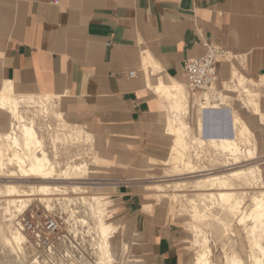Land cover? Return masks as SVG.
<instances>
[{
    "label": "crops",
    "instance_id": "1",
    "mask_svg": "<svg viewBox=\"0 0 264 264\" xmlns=\"http://www.w3.org/2000/svg\"><path fill=\"white\" fill-rule=\"evenodd\" d=\"M208 43L226 51L217 61L218 81L199 94L187 86L174 113L175 99L157 86L187 82L184 62L204 55ZM262 76L264 0H0V90L10 84L17 94L54 97L95 138L96 179L126 226L132 256L144 264H184L170 207L148 197V179L177 157L167 118L190 126L192 143L200 137L211 144L209 136L226 132L235 138L231 112L240 115L228 99L245 91L232 82L243 77L264 95ZM207 93L229 107H204L203 115L199 108L200 120L212 117L203 132L197 121L199 136L181 115L195 102L206 104ZM259 101L261 114L252 112L264 126V97Z\"/></svg>",
    "mask_w": 264,
    "mask_h": 264
},
{
    "label": "rangeland",
    "instance_id": "2",
    "mask_svg": "<svg viewBox=\"0 0 264 264\" xmlns=\"http://www.w3.org/2000/svg\"><path fill=\"white\" fill-rule=\"evenodd\" d=\"M234 82H232V85L238 84L237 77ZM184 83L188 86L187 82ZM238 89L245 91V88L243 87H239ZM207 90L208 88L202 90L193 89L192 91L199 94ZM246 95V92H242L240 96L238 95L229 98L228 101H230L229 103H231V105H233L238 111L240 115L238 117L247 122L249 125L248 127L251 128H249L250 132L248 134L251 141L248 143L241 142L242 144L240 143V146L243 150L253 149L254 159L234 164L236 161L238 162L239 159L236 160L233 152L229 150L224 151L212 144H202L199 140L194 141L195 143H192L189 140V148L184 154H181L180 156L179 153L178 155L176 154L178 158L175 157L171 159L169 163H165L163 169L155 171L147 181L152 184L150 188L151 192H149L150 195L148 197L155 198L170 207L169 212L171 220L179 229L184 239V264H186V262L193 264L192 260L195 259L200 252L207 253L206 257L210 261V264H227V255L236 252L237 255L241 256L244 264H254L250 257L252 253V236H250V233L248 234V231H246L247 229H245V226H250L252 221L249 219L247 220V223L240 224L238 219L232 217L227 209L222 206V202L218 198V193H215L214 197L209 196L210 190L217 191V188H215V190L211 189L207 185H200L197 181L207 176L227 174L230 171L249 167L251 165L253 166L256 163L261 164L260 166L264 167V126L258 121L257 116L253 114L252 109L255 108H250L247 106L246 102L243 103V99L248 98ZM262 97H264V95L261 96V99ZM36 99L38 102L34 104L30 103L29 105L25 102L21 103L19 110L28 121H34L35 127L39 136L42 138L43 145L45 146L44 149L48 153L52 162L56 163L58 172L67 169L68 165L71 164H87L95 171L98 164V147L96 146L95 138L83 126L74 124L71 121L68 115L63 111V107L59 101L55 100L54 103L51 102V104L53 103L52 105L49 103V108L47 109L46 107H43V104L41 103L43 99H41V97L38 96ZM261 105H264V102H262ZM199 107L200 103L195 102L191 109V113L188 114V112H183L184 114H182V118L192 126L193 131H196L198 135L200 132L197 130L196 124L200 119ZM252 107L254 106L252 105ZM0 112L6 111L0 110ZM215 114L217 116L221 114V111H215ZM256 114L260 115L259 113ZM6 115L2 114V119H0L1 126L5 121L7 122V120L10 124L15 122L11 117L7 118ZM231 119L233 124V118ZM3 130L4 128L2 127L0 131L1 134L4 133ZM7 140H3L0 137V151H2V155L13 154L14 150H18L17 152L19 155L25 154V146H23L20 141V145L16 147L15 143V145H13L11 141L9 142V140ZM243 154L244 155L242 156L244 158L248 157L246 156L248 155V152H244ZM238 155L240 156V153H237V156ZM3 158L5 159L6 165L0 167V188L5 189L4 184L12 182L18 184L21 189L29 192L31 186L38 184V180L35 177L19 179L21 176V174H19L21 172L19 171H21V169L18 165L17 159L14 161H8V157L4 156ZM9 172H14V175ZM95 179V173L90 174L89 177H85V180L54 179L51 183L64 186L66 190L53 191L52 195L43 196V198H45L44 200H39V198L42 197V194L35 191V193L30 196L32 200L28 202L27 207L24 210L26 211L25 214L29 216L34 212L38 218L45 213V205H48L50 201L64 198L73 199L79 198L80 196L82 199L88 201L87 197L90 196L91 201L93 202L92 197L95 195L99 196V194L102 193L101 195L105 199L104 202H106V220L118 225L117 230L112 234V241L114 244L113 252L116 260L109 262L106 259H103L98 225L95 222V219L98 217L95 215L93 207L89 204L90 202H88L85 206L80 208L81 213L85 214L86 219L89 220V223L84 226L85 235H82L80 239L81 247L85 249L87 255L82 258L80 264H136L135 261L137 258L132 256L130 244L124 238L126 226L124 227L122 223L116 219V209L113 206L114 204L110 202L108 197L109 194L106 190L99 187V189L102 190L97 193L98 188L94 187V182H97ZM234 181V185L228 188L232 189L234 196L243 195L245 197V206L250 204L251 195L262 188V184L260 183L256 184L258 187L255 185L252 186L254 187L252 188L245 183H242L240 180H233V182ZM162 186L165 188H162ZM74 187H77V190H74ZM10 198L11 197L6 193H0V264H22L21 261L16 260L17 257H15L14 250L11 245H9L11 243H6L4 239L6 235H9L12 229L17 230L15 219L20 215V213L17 212L18 208L10 202ZM49 206V208H51L50 204ZM222 207L224 209H222ZM195 210H199L201 214H205V216H203L202 219L201 217H194ZM12 217L14 219L9 221ZM95 223L97 229H95ZM23 234L25 235V238L27 237V241L30 240L29 233L27 234L24 232ZM205 239L207 241L206 245H204ZM262 242L264 244V239ZM118 243H120V253L117 249V246L119 245ZM29 244L30 243L27 242L28 246H30ZM27 245H25L26 260L28 259L29 261L32 255H29L30 253ZM124 245L126 248L127 245H129V252ZM122 247H124V249ZM35 251L31 254H35ZM41 256H43V254ZM40 258L42 261H45V258ZM21 260L24 262L23 256Z\"/></svg>",
    "mask_w": 264,
    "mask_h": 264
},
{
    "label": "bare ground",
    "instance_id": "3",
    "mask_svg": "<svg viewBox=\"0 0 264 264\" xmlns=\"http://www.w3.org/2000/svg\"><path fill=\"white\" fill-rule=\"evenodd\" d=\"M153 67H155V65ZM154 71L156 70L154 69ZM186 77H187V74H186ZM239 78H238L239 86L245 88V92L247 93L246 96H248V98H246L247 100H245L247 106L253 105L254 106L253 108H255L254 109L255 112L261 114L262 110H260L259 108L260 107L259 97H260V94H262V92L260 91L254 92L253 90L249 88L250 86L247 87L244 85L245 80L243 77L242 78L239 77ZM187 84H189L188 77H187ZM158 85H159L157 86L158 92L164 93L166 97L169 99L170 98L175 99L174 101L175 105L171 107V111H174V113L175 112L179 113V111H181L183 107L182 103L186 102V99L189 94L187 93L186 83L178 82L172 79L171 82H164L161 80ZM213 85L211 87H213ZM258 85H260V87H264V76H262L261 81L258 83ZM229 86L230 85H228V87ZM211 87H208V89L210 88L211 90L212 89ZM233 89H235V87ZM37 97L38 96L17 94L15 93L13 86L10 84H5L0 90V110L6 111V112H0V119H2V114H5V115L7 114L6 115L7 118L11 117L13 120H15V122L11 124L10 122H8V120L7 122L4 120L5 123H3L2 127H5V129L3 130L4 131L3 134L0 133V137L3 140L8 139L9 142L11 141L13 145L16 144L15 145L16 147L19 146L21 142L22 145L25 146V150H26L25 154L23 155H19L17 152L18 150L17 151L14 150L13 154H8V155L6 154L2 155V151H0V167H4L6 165L5 159L3 158L4 156L8 157L7 159L8 161H14L15 159H17L18 165L21 169V171H19L21 172L19 173L21 174V176L19 175L20 176L19 179L35 177L38 180L37 182L38 184L31 186V189L29 190V192H27L24 189H21V187L18 184H15L12 182L11 183L8 182L4 184L5 189L0 188V193H6L8 196L11 197L9 199L10 202L14 204L16 208H18L17 212H19L20 214L24 212L25 208L27 207L28 202L32 200L30 196L33 195L35 191L40 192L42 194V197L39 198V200H44L45 198H43V196L52 195L53 191H65L66 190L64 186H59L57 184L51 183L52 180L60 179V178L65 179V180H80V179H85V177H89L90 174L95 173L94 169L89 167V165L87 164H71V165H68L67 169L62 170L61 172H58L56 168V163L52 162L51 158L48 156V153L44 149L45 146L43 145L42 138L39 136V133L35 127L34 121L33 120L28 121L27 118L24 117V115L19 110L21 103L25 102L30 105V103L34 104L38 102L36 99ZM41 99H43L41 102L43 104V107H46L47 109L49 108L48 107L49 103L51 104V102L53 103L55 102L54 97L52 96H44V97H41ZM205 99H206V104H203V103L200 104L199 108H201V111H202V108L204 107H207L210 109L212 108L216 110H218L219 108L221 109L222 106H224L225 108L229 107L222 98H221L222 102L218 103L216 102L214 96H212L209 93L205 94ZM231 113L233 114L232 115L233 124H234L236 137L234 138L233 136H231L230 134L226 132V133H222L219 136H209V139H208L209 143H211L212 145L216 147L223 149L224 151L229 150L233 152L236 160L239 159V161L238 162L236 161V163L234 164H237L240 162L242 163L243 161H249L250 159L252 160L255 158L253 156L254 150L253 149L243 150L242 147L240 146L241 142L248 143L251 141L248 135L250 132V129L247 123L241 120L240 117H238V115L234 113V111ZM261 119H264L263 115ZM205 120H207L208 122L209 121L211 122L212 117L208 116ZM205 120L203 117H201V120L200 119L198 120L200 121V129L202 132L204 130L203 123ZM6 124L8 125L7 127H6ZM167 125H168V132L170 133V135L174 137V141H175L174 150L176 151V154L178 155L179 153V156H180L183 152H185L189 148L190 144H188L189 140L187 139L190 137L191 128L178 117L171 118L169 116L167 118ZM198 140L200 141V143L204 141L202 140V138L200 139V137H194V141H198ZM244 152L245 153L248 152V155H246L248 156L247 158H244L242 156L244 155L243 154ZM237 153L238 154L240 153V156L238 155L239 157L237 156ZM260 165L261 164L256 163L253 166L251 165L249 167H243L238 170H233L227 174L207 176V177L197 180L200 183V185H207L211 189H214V190L215 188H217V191L210 190L209 196L214 197L215 193H218V198L222 202V206H224V208L227 209V211L232 215V217L234 218L236 217L235 219H238V222L240 224L247 223V220L249 219L252 221L250 226L249 225L245 226V229H247L246 230L248 231L247 233L248 234L250 233V236H252V240H251V252L252 253L250 257L254 264H264V244L262 242V240L264 239V181H263L264 167ZM199 171H202V170H199ZM9 173L13 174L14 172L13 173L9 172ZM233 180H240L242 181V183H245L246 185L250 187L255 186L256 184L260 183L262 184L261 185L262 188H260V190H258L257 192H254L251 195L250 204L248 206H245V202H244L245 197L243 195L234 196L233 195L234 192L232 191V189L228 188L234 185L235 181L233 182ZM77 187H74V190H77ZM256 187L258 186L256 185ZM162 188H165V187L162 186ZM100 190L102 189L98 188L97 193H99ZM101 194H99V196L95 195L92 197L93 204H94L93 211L95 215L98 217V233L100 236L99 239H101V253L103 254V259H106L109 262L110 261L113 262L116 259L114 258V252H113L114 244L112 241V237H113L112 234H114V232L117 230L118 225L106 220V208H105L106 202H104L105 199ZM220 206H221V203H220ZM224 208L222 207V209ZM193 216L194 217L197 216V218L201 217L202 219V217L205 216V214H201L199 210H195V214ZM13 219L14 218L12 217L9 219V221ZM23 233L19 229L17 230L12 229L9 235H6L4 239L6 243L7 242L11 243L9 245H11L12 249L14 250L13 252L15 253V257H17L16 260L21 261L22 264L24 263L29 264L28 259L26 260V252H25V245H27V240H26L27 237L25 238V235ZM204 242H205L204 245H206L207 243L206 239L204 240ZM118 244L119 245L117 246L118 247L117 249L119 252L120 243ZM29 245L30 246L27 245L29 253H30L29 255H32L31 253L34 252L36 249L32 246L33 244L30 243ZM122 248L124 249V247ZM126 249L128 250V252L130 251L129 245H127ZM236 253L227 255V264H244V261L241 258V256L237 255ZM21 255L24 258V262H22L21 260L22 259ZM206 255H207L206 252H200L198 256L192 260L193 264H210V261L208 260ZM135 262L136 264H144L139 259H136Z\"/></svg>",
    "mask_w": 264,
    "mask_h": 264
},
{
    "label": "built area",
    "instance_id": "4",
    "mask_svg": "<svg viewBox=\"0 0 264 264\" xmlns=\"http://www.w3.org/2000/svg\"><path fill=\"white\" fill-rule=\"evenodd\" d=\"M225 53L223 48L208 43L204 55L187 59L184 62V69L189 87L202 90L215 84L217 61ZM129 75L134 76L135 72L131 71ZM95 181L97 182H94V187H101L102 184L97 179ZM87 199L88 201L80 196L50 201L51 208L49 204H46L45 213L41 217L37 218L34 212L27 216L24 211L15 219L16 228L29 233L30 240L27 242L33 244L32 246L36 249V253L30 257L29 264H80L82 262L87 252L81 247L80 239L82 235H85L84 226L89 223V220L86 219L85 214L81 213L80 208L88 202L91 207L94 205L90 196ZM97 220L98 218L95 222L98 225ZM96 223L95 229H97ZM40 257L45 258V261H42Z\"/></svg>",
    "mask_w": 264,
    "mask_h": 264
}]
</instances>
